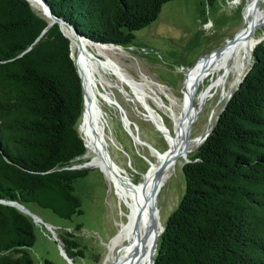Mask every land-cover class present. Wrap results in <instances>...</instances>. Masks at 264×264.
<instances>
[{
	"label": "trees",
	"instance_id": "16d2710c",
	"mask_svg": "<svg viewBox=\"0 0 264 264\" xmlns=\"http://www.w3.org/2000/svg\"><path fill=\"white\" fill-rule=\"evenodd\" d=\"M44 1L90 41L126 46L172 0ZM251 54L245 79L182 166L185 191L154 264H264V40ZM83 109L82 81L59 25L48 26L26 0H0V200L63 220L82 214L74 183L89 170L71 167L86 150ZM70 238L60 237L65 253L81 255L69 251L78 247ZM35 240L31 217L1 202L0 264H35L28 252Z\"/></svg>",
	"mask_w": 264,
	"mask_h": 264
},
{
	"label": "rangeland",
	"instance_id": "374dc122",
	"mask_svg": "<svg viewBox=\"0 0 264 264\" xmlns=\"http://www.w3.org/2000/svg\"><path fill=\"white\" fill-rule=\"evenodd\" d=\"M257 2L215 0L208 4L206 0H172L163 6L153 23L135 33L131 44H112L120 49L112 51L106 47L101 50L102 56L95 55L104 61L103 54L106 55L108 51L107 56L120 66L121 71L138 83L133 90L132 85L119 80L111 69L100 67L103 81L98 87L103 90L106 84L105 88L113 100V104L101 101L107 149L115 164L125 171L123 175L127 174L133 185L143 180L150 162H156L149 147L157 152H165L169 147L166 137L157 128L158 124L148 118V113L160 115L165 129L172 131L173 123L168 108H172L175 113L180 111L188 70L212 53L228 48L238 33L247 27L244 13L247 6L264 5ZM34 9L40 16L39 10ZM252 29L255 31L253 35L263 41L264 27L256 25ZM251 63L252 54L248 69ZM230 78L233 80L232 76ZM229 84L227 80L226 90L230 88ZM210 85L209 80H206L198 91ZM236 90L230 96L222 97L220 86L214 95L205 99L198 107L191 125V137L203 136L215 124L217 116ZM124 118L128 121L127 128ZM82 124L83 114L78 125L81 136ZM131 127L136 131L135 136ZM198 147L187 153V160L190 161ZM87 152L86 147L85 153L72 162V167L82 166L79 169H84V164L91 157L84 156ZM184 164L181 158V163L175 166L159 190L156 206L160 210L163 226L177 208L185 191V179L181 171ZM85 169L89 170L87 175L74 183L75 196L81 203L82 214L75 215L71 220H63L48 210L26 204L27 209L42 221L35 223L36 240L28 249L35 264L43 260L53 264H104L111 252L112 239L121 226L127 223L128 204L124 199H119L102 169L98 166H87ZM68 233L72 235L70 239L78 244V247L70 248L69 251L76 254L81 252V255L70 258L71 261L61 252L65 244L60 237H66ZM158 242L159 239L157 246Z\"/></svg>",
	"mask_w": 264,
	"mask_h": 264
},
{
	"label": "bare ground",
	"instance_id": "6f19581e",
	"mask_svg": "<svg viewBox=\"0 0 264 264\" xmlns=\"http://www.w3.org/2000/svg\"><path fill=\"white\" fill-rule=\"evenodd\" d=\"M27 1L33 9L39 10L40 16L47 23L52 21L40 1ZM257 1L264 3V0ZM244 13L248 28L246 27L240 31L228 48L213 53L188 70L186 90L183 91L184 97L180 111L175 113L172 108H168L173 123L172 131L168 132L165 129L160 115L152 112L148 113V118L158 124L157 128L166 137L169 147L165 152H157L149 147L156 162H150L148 171L138 185H133L127 174L121 177L120 174L125 171L116 164L111 165L102 151V145L107 148V139L104 131L101 101L113 104V100L109 91L105 88L107 87L106 84H104L103 90L98 87L99 83L103 81L100 67L105 70L111 69L119 80L132 85L133 90H135L134 85H138V83L121 71L120 66L107 56L108 51L106 55L103 54L104 61L95 57V55L102 56L101 50L106 49V47H110L111 50L120 48L112 45L93 44L84 39L77 40L72 31L66 27L63 28L64 33L71 40L73 58L76 60L83 77L85 109L81 133L88 151L84 156H91L89 162L87 161L88 163L84 164L85 168L87 166L100 167L108 181L113 184L119 199H124L129 208L128 221L121 226L112 239L110 243L111 252L105 258L104 264H151L154 257L151 252L155 250L157 241L164 230L162 218L159 214L160 210L156 206L159 190L175 166L181 163V158L186 162L187 153L201 144L200 137L193 138L190 136L191 125L194 120L190 124V133L187 137L186 132L189 122L196 116L198 107L208 96L214 95L220 86L222 87V97L230 96L248 69L251 50L260 41L258 40L260 37H255L253 35L255 31L250 29L256 25L264 27V5L254 4L253 7L248 5ZM231 76L233 80H231ZM206 80L211 83L210 87L198 91ZM227 80L230 83V88L226 90ZM153 110L156 112L154 108ZM126 124H128L127 120ZM213 126H210L207 130L212 129ZM183 149L184 152H182ZM159 178H161V181L156 186Z\"/></svg>",
	"mask_w": 264,
	"mask_h": 264
},
{
	"label": "water",
	"instance_id": "95a60500",
	"mask_svg": "<svg viewBox=\"0 0 264 264\" xmlns=\"http://www.w3.org/2000/svg\"><path fill=\"white\" fill-rule=\"evenodd\" d=\"M26 1H27V0H26ZM38 1H40L41 4H42V6L44 7V9L47 10V12L49 13V16H50V18H51V20H52L50 23H48V26H51V25H53V24H55V23L58 24V25H59V28H60V30H61V32L63 33V35H64L65 37H67L68 39H69V37L64 33V30H63L64 27H66V28H68L70 31H72V33L76 36V39H77V40L84 39V40H87V41H89V42H91V43H93V44L107 45V44L95 43V42L90 41L89 39H87L85 36H82V35H81V34L75 29V27H73L71 24H69V23L65 22L63 19H61V18L55 16V15L51 12L50 7L47 5V3H46L44 0H38ZM27 2H28V1H27ZM28 4H29V2H28ZM41 17H42V16H41ZM42 18H43V17H42ZM43 19H44V18H43ZM247 26H248V25H247ZM247 28H248V27H247ZM45 31H46V29L44 30V32H45ZM69 40H70V39H69ZM261 41H262V40H260V41L258 42V44H259ZM111 45H112V44H111ZM70 47H71V40H70ZM219 51H220V50H218V51H216V52H219ZM216 52H214V53H216ZM212 54H213V53H212ZM71 57H72V59H73L75 65H76V67H77V69H78L79 76H80V78H81V80H82V88H83V77L81 76L80 70H79V68H78V66H77V63H76V60L73 58V52H72V49H71ZM248 72H249V70L244 74V76H242L241 80L238 82V84H237V86H236V89H238V88L240 87L242 81L245 79V77H246V75H247ZM83 97H84V102H85L84 90H83ZM226 103H227V102H226ZM225 106H226V104L224 105V107H225ZM224 107H223V109H224ZM222 111H223V110H222ZM217 117H219V115H218ZM194 119H195V117L189 122V125H188V127H187V132H186L187 137H188V135H189V133H190V124H191V122H193ZM124 120H125V118H124ZM124 124H125V126H126V128H127V127H128V124H126V120L124 121ZM211 130H212V129L207 130L206 133H205L203 136H200L201 142H203V141L206 139V137L209 135V133L211 132ZM84 144H85V142H84ZM85 147H86V144H85ZM101 147H102V151H103V153H104L105 158L107 159V161H109V163H110L111 165H115V162H114L113 159L111 158L108 149L105 148V147H103V145H102ZM182 152H184V149L182 150ZM188 162H189V160H186L185 163H188ZM81 167H82V166L72 167V169H79V168H81ZM83 168H84V167H83ZM84 169H85V168H84ZM100 169H101V168H100ZM123 174H124V172L121 173L120 176L123 177ZM159 177H161V175H159ZM160 181H161V178H159V181H158V183H157L156 186L159 185ZM1 202H2L3 204L13 206V207H15L16 209H18L19 211H21L22 213H24V214L30 216L34 223H37L38 221H41V219H40L39 217H37L35 214H33L32 212H30L27 208H25L24 206H22L21 204L15 202V201L0 200V203H1ZM41 222H42V221H41ZM165 225H166V223L164 224V229H165ZM163 231H164V230H163ZM163 231H162V232H163ZM159 238H160V237H159ZM61 252H62L63 256H64L68 261H71L70 258L66 255V253L64 252V250H63L62 248H61ZM156 253H157V247L155 248V250H153V251L151 252V255L154 256ZM71 263H72V262H71ZM151 264H154V259L152 260Z\"/></svg>",
	"mask_w": 264,
	"mask_h": 264
}]
</instances>
